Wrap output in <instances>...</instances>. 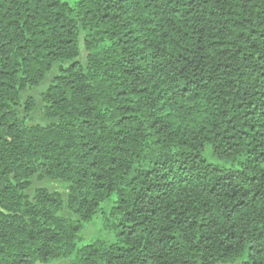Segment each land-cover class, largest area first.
<instances>
[{"label":"trees","instance_id":"1","mask_svg":"<svg viewBox=\"0 0 264 264\" xmlns=\"http://www.w3.org/2000/svg\"><path fill=\"white\" fill-rule=\"evenodd\" d=\"M56 261L264 264V0H0V264Z\"/></svg>","mask_w":264,"mask_h":264},{"label":"rangeland","instance_id":"2","mask_svg":"<svg viewBox=\"0 0 264 264\" xmlns=\"http://www.w3.org/2000/svg\"><path fill=\"white\" fill-rule=\"evenodd\" d=\"M79 48H80V55H79L78 59L81 62H84L86 53L84 51V47L82 44V38H80ZM56 71H57V66H54L52 68L50 74L45 78V80L39 86L31 88L29 90H26L21 94L22 104L18 108V116H19V119L23 123H25L27 125H30V124L45 125V124L52 121V120L45 118L42 115V102H41L40 94L47 88V86L51 82L53 76L55 75ZM29 97H31L35 100L36 106H35L33 111L25 112V109L23 107V103ZM38 187H44L50 191H58L64 197L67 194V190L61 181L49 180L47 178H45L41 181H38L34 178L32 180V186L27 190V192L30 194L35 188H38ZM63 215L73 217V215L71 213H69L68 211H64ZM99 226H100V222L96 219L92 223L87 224L81 232V236H82L81 243H85V242L91 240L92 238L97 237L100 234V227ZM38 264H40V263H38ZM49 264H66V262L65 261H56V262L49 263Z\"/></svg>","mask_w":264,"mask_h":264}]
</instances>
